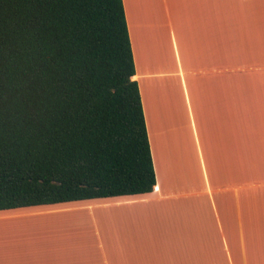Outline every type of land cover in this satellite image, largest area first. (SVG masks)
I'll use <instances>...</instances> for the list:
<instances>
[{"label":"crops","instance_id":"crops-1","mask_svg":"<svg viewBox=\"0 0 264 264\" xmlns=\"http://www.w3.org/2000/svg\"><path fill=\"white\" fill-rule=\"evenodd\" d=\"M123 4L157 184L120 264H264V0Z\"/></svg>","mask_w":264,"mask_h":264},{"label":"trees","instance_id":"trees-1","mask_svg":"<svg viewBox=\"0 0 264 264\" xmlns=\"http://www.w3.org/2000/svg\"><path fill=\"white\" fill-rule=\"evenodd\" d=\"M135 73L123 0H0V212L154 192Z\"/></svg>","mask_w":264,"mask_h":264},{"label":"rangeland","instance_id":"rangeland-1","mask_svg":"<svg viewBox=\"0 0 264 264\" xmlns=\"http://www.w3.org/2000/svg\"><path fill=\"white\" fill-rule=\"evenodd\" d=\"M115 201L0 212V264L122 263L128 251L112 243L121 235L119 221L129 217Z\"/></svg>","mask_w":264,"mask_h":264}]
</instances>
